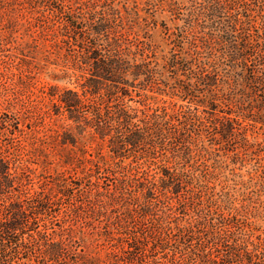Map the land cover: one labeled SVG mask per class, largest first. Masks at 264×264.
<instances>
[{"label":"trees","instance_id":"trees-1","mask_svg":"<svg viewBox=\"0 0 264 264\" xmlns=\"http://www.w3.org/2000/svg\"><path fill=\"white\" fill-rule=\"evenodd\" d=\"M81 1L78 8H68V17L63 18L65 31L72 35L75 42H80L81 52L72 56V62L78 64L77 69L82 73L79 76L82 91L78 95L77 92L65 90L57 97L60 107L68 114V120L75 123L78 133L89 132L90 137L97 141V146L106 145L108 156L97 155L98 161H93L97 180L94 184L90 183L89 176L79 180L82 186L88 187V192L80 201L75 199L71 189L61 192L64 190L61 176L56 177L55 183H49L64 198L65 203H60L56 199L58 197L51 194L49 186L39 185L38 190L34 191L31 183L17 172L18 167L8 151L0 152V198L3 197L0 205V237L8 240L12 249L9 252L3 243L0 245V264L15 259L20 250H26L28 245L39 259L44 257L51 263L101 264L97 256L86 255L85 249L76 245L73 232H69L67 237L55 232L48 234L47 225L39 224L58 206V202V211L65 205L67 218L68 214L85 220L106 218L109 221L105 225L107 228L111 224L121 232L118 241L121 245L118 247L122 248L120 252H111L107 256L110 264H125L127 259L122 256L123 253L139 255L137 261L142 262L148 252L153 256L154 252L166 251L168 247H174V242H178L180 236L181 241H186L185 237L191 234V226L193 229L198 227L200 234L203 229H209L207 231H210L212 241L199 244L203 256L195 251L191 253L194 259L201 256L209 261L212 254L208 249L204 251L206 248L216 252L218 246H222V240L226 246L231 240V252L227 255L231 254L237 261L229 263L264 264V254L257 250L248 251L247 242L240 238L243 233L238 226L239 219L227 218L223 212L212 213L213 206L210 203L207 206V201L198 215L194 208L189 209L186 197L181 198L183 193H189V188H194L192 181L201 178L193 174L196 171L194 166L198 167L196 163L199 161L195 147L198 138L207 129L197 109L189 106L145 109L146 105L139 109L127 106L124 101L126 98L128 102L132 101L134 95L151 101L153 98L143 91L166 95L165 89H158L161 85L181 101H188L194 97L191 81L196 79L205 84L204 79L208 78L209 83L204 87L215 88L214 92L222 91L221 104L227 108V111H221V104L216 103L219 97L214 93L213 98L201 104L207 102L211 114L220 110L222 114L234 116L233 119L225 117L229 124L243 120L264 126V21L255 26L251 20L242 23L237 19L227 20L219 31V35L223 33V41L226 38L225 42L218 41L219 35L217 41L211 37L209 43L195 47L194 57L184 55L170 58L166 67L173 77L164 80L154 64L156 62L150 60L143 49L133 51L131 42L127 39L123 41V35L111 29L109 19L101 10L103 6L98 5L100 0ZM204 1L211 5V15L216 16L226 13L238 0ZM230 2L234 5L231 6ZM239 24L243 27L238 28ZM216 46L220 52L219 58L213 56L204 59L201 53ZM188 50L191 51L190 48ZM219 82L224 90L216 89ZM237 82L239 87L236 86ZM205 90L201 88L198 93ZM55 95L52 93L49 96ZM19 120L16 115L1 114L0 129L3 132L11 125L19 131ZM81 151V154H85L84 150ZM135 156L151 160L155 166L154 172L134 168L131 164L124 165V160ZM97 175L108 182L101 184ZM196 190L193 196L198 203L200 199L202 202L204 188L200 185ZM188 210L195 214V220L180 227L176 223L177 215H181L180 219L185 218L189 216ZM54 218L51 216L47 220L54 223ZM25 234L30 239H17ZM148 243L152 246L146 251ZM124 244L128 249L121 251L125 249ZM178 247L171 250L178 254ZM70 252L75 257H69Z\"/></svg>","mask_w":264,"mask_h":264},{"label":"rangeland","instance_id":"rangeland-1","mask_svg":"<svg viewBox=\"0 0 264 264\" xmlns=\"http://www.w3.org/2000/svg\"><path fill=\"white\" fill-rule=\"evenodd\" d=\"M79 2L82 1L0 0V115H16L20 119L19 131L11 125L3 132L0 129V152L8 151L18 167L17 172L31 183L34 191L38 190L39 185L49 186L51 194L58 197L56 199L60 203H65L64 198L49 183L61 176L64 187L61 192L71 189L72 195L80 201L84 199L88 187L82 186L79 180L89 176L90 183L94 184L97 180L93 161H98L97 155L108 156L106 145L97 146V141L90 137L89 132L78 133L75 123L68 120V114L60 107L57 97L65 90L77 92L78 95L82 91L79 79L82 73L77 69L78 64L72 62V56L81 52L80 42H75L64 26L67 9L78 8ZM98 5L103 6L101 10L109 19L111 29L122 34L123 41L127 39L131 42L133 51L143 49L150 60L156 62L154 64L164 80L173 77L166 67L170 58L184 55L194 57L195 47L209 43L211 37L217 41L219 31L227 20L237 19L239 23L251 20L255 26L264 21V0H238L235 5L230 2L234 6L216 16L211 15L212 7L204 0H100ZM237 27L243 26L239 24ZM222 37L221 32L218 41L225 42L226 38L223 41ZM201 54L207 60L213 56L219 58L220 52L216 46ZM204 83H209V79H204ZM205 84L193 79L190 88L194 91V97L188 101L173 96L163 85L158 89H165L166 95L143 91L153 99L144 100L134 95L132 101L128 102V98L124 101L127 106L139 109H143V105H146L145 109L155 106L168 109L189 106L197 109L208 132L201 134L195 147L199 161L196 163L198 167L194 166L196 171L193 174L201 178L197 181L194 179L191 183L194 188H189V193H183L181 198L185 196L189 209L194 208L198 215L207 201V206L209 203L213 206L212 213L223 212L227 218L239 219L238 226L243 233L240 238L247 242V250L264 254V126L243 120L229 124L225 117L233 119L234 116L222 114L220 110L211 114L209 104L201 105L202 101L213 98L217 93L219 100L214 99L220 105L222 91L214 92L215 88L204 87ZM238 85L239 82L236 83ZM217 86L216 89L224 90L220 82ZM201 88L207 90L199 94ZM52 93L56 95L50 97ZM220 109L227 111L222 104ZM81 150L85 154H81ZM127 164L134 168L155 169L151 160L139 156L124 160V165ZM105 182L108 181L100 180L101 184ZM200 185L204 190L201 193L202 202L200 199L198 203L193 195ZM2 201L1 196L0 205ZM59 202L51 213L44 216L45 221L39 224L47 225L48 234L55 232L67 237L69 232H73L76 245H81L86 255L97 256L101 264H110L107 256L111 252H120L122 248L118 247L121 245L118 242L121 232L111 224L107 228L105 225L109 221L106 218L85 220L69 214L67 218L65 205L58 211ZM187 214L189 216L181 219V215H177V225L184 227L185 223L195 220L193 212ZM51 216L56 217L54 223L47 220ZM197 228L191 226V234L185 237L186 241H181L180 236L178 242H174V247H168L166 251L154 252L153 256L148 252L142 262L137 261L139 255L123 253L122 256L127 259L125 264H231L229 262L237 261L231 254L227 255L231 252V240H228L229 246L223 245L225 242L222 240V246L220 244L216 252L206 248L204 251L208 249L212 254L209 261L201 256L195 259L191 257L195 251L203 256L198 245L212 242L210 231H207L209 229H203L200 234L201 230ZM3 239L0 237V245L3 243L12 252L8 240ZM17 239L27 241L30 238L25 234ZM151 244H147L146 251H149ZM29 246L26 250L21 249L17 257L7 264L61 263H51L44 257L39 259ZM177 246L178 254L171 250ZM123 248L121 251L128 249L125 244ZM69 257H75L73 252Z\"/></svg>","mask_w":264,"mask_h":264}]
</instances>
